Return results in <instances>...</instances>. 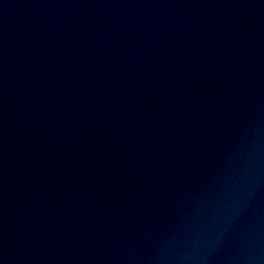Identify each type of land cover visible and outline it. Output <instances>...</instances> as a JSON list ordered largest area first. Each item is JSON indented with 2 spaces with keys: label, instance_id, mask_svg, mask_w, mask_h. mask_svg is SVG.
Instances as JSON below:
<instances>
[{
  "label": "water",
  "instance_id": "obj_1",
  "mask_svg": "<svg viewBox=\"0 0 264 264\" xmlns=\"http://www.w3.org/2000/svg\"><path fill=\"white\" fill-rule=\"evenodd\" d=\"M0 264H264V0H0Z\"/></svg>",
  "mask_w": 264,
  "mask_h": 264
}]
</instances>
